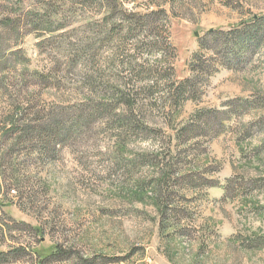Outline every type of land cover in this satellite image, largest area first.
<instances>
[{
  "label": "rangeland",
  "instance_id": "rangeland-1",
  "mask_svg": "<svg viewBox=\"0 0 264 264\" xmlns=\"http://www.w3.org/2000/svg\"><path fill=\"white\" fill-rule=\"evenodd\" d=\"M257 19L0 0V264H264V30L233 45Z\"/></svg>",
  "mask_w": 264,
  "mask_h": 264
},
{
  "label": "trees",
  "instance_id": "trees-1",
  "mask_svg": "<svg viewBox=\"0 0 264 264\" xmlns=\"http://www.w3.org/2000/svg\"><path fill=\"white\" fill-rule=\"evenodd\" d=\"M253 23H255V25L257 24L256 29L253 32L249 33V34H246L245 36H239L237 38H234L235 42L233 43V45H237V46H239L242 49H247V48H245V46L250 41L259 42V40L261 39V32H262L261 30H264V23H261L260 20H258V19L256 21H254ZM210 35H212L211 32H208L206 38L203 39V41H206L208 39L207 37H210V39H213L212 41L215 42V39L212 38ZM204 45L205 44H202L201 42H199V47L200 48L204 47ZM194 61H195V64L191 68L192 74L197 72L196 71V65H197L198 58H196V56H195V60ZM194 80H195L194 76H191V78L189 80L185 81L184 84L185 83L186 84H190V83L194 82ZM55 127H57V125H55L54 128ZM15 128H16V120H13L11 126L8 128L9 133H14L16 131ZM17 131H20V130H17ZM28 133H30L32 135H33V133H37L39 135L38 136L39 138L40 137L49 138V136H50L51 139H54V136H55L56 132L54 130H51V128L48 127L45 130H38L36 132L32 131V130H29ZM35 253H37L40 261H44L46 258H48L50 256H56V251H52V252H50L47 255H42L40 250H37ZM3 257H5V255L3 253H0V263L2 262V258Z\"/></svg>",
  "mask_w": 264,
  "mask_h": 264
}]
</instances>
